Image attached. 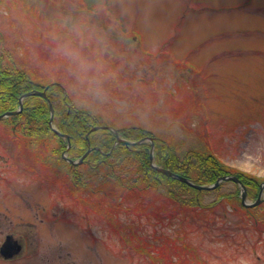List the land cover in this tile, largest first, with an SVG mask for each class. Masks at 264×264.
<instances>
[{
	"label": "rangeland",
	"instance_id": "1",
	"mask_svg": "<svg viewBox=\"0 0 264 264\" xmlns=\"http://www.w3.org/2000/svg\"><path fill=\"white\" fill-rule=\"evenodd\" d=\"M33 1L27 3L37 7L34 28L16 39L25 61L40 66L38 81L72 77L73 104L100 115L101 124L140 126L178 155L211 153L264 181V0ZM24 2L13 3L14 17ZM11 3L0 0V15ZM65 48L91 67L79 69ZM10 125L0 123V184L10 176L9 151L19 145L21 157L16 179L4 191L0 186V226L7 225L1 213L14 226H35L43 248L69 249L71 238L79 240L84 264H264V206L252 218L227 204L182 220L178 207L169 211L172 204L166 208L152 190L116 194L99 166L87 172L89 185L73 191L61 141L51 132L37 140L18 132L12 137ZM84 168L76 173L84 175ZM78 194L98 202L82 203ZM213 200L203 195L201 205ZM138 206L147 209L138 213ZM147 242L152 253L135 250Z\"/></svg>",
	"mask_w": 264,
	"mask_h": 264
},
{
	"label": "trees",
	"instance_id": "2",
	"mask_svg": "<svg viewBox=\"0 0 264 264\" xmlns=\"http://www.w3.org/2000/svg\"><path fill=\"white\" fill-rule=\"evenodd\" d=\"M24 1L17 11L19 16L14 17L13 3H15V7L19 6L17 0H11V6L2 14V20L4 21H2V27L6 29L0 26L3 29L0 30V113L17 109L19 98L22 95L42 90L46 85L52 84V82L45 80L38 81L37 78H40L38 75L40 66L35 62L25 61L20 54L19 41H17L16 36L28 27L33 29L34 23L38 19L36 5H28L27 3V1H34ZM16 18L18 19L15 25ZM28 19L31 21H28ZM43 76L47 78L45 75ZM62 77L58 76L62 81L60 84L65 87L66 93H63L59 86L53 84L47 91V98L54 110V125L56 129L60 133L69 136L70 151L75 157L81 156L86 151L88 142L92 147L100 149V152L93 150L85 159L82 166L85 167L84 175L81 176L76 173L79 167L70 170L69 176L71 180L78 183H75L76 185H87V180L91 178L87 176V172L97 171L96 169L99 166L100 169H104L109 174H100L101 178L114 181L116 194L119 191L141 194L142 191L152 190L156 195L161 196L160 199L166 201L164 203L166 208H168V203L172 204L168 208L169 211L174 212L178 207L176 215L179 214L182 220L190 212L209 213L215 207L227 204L232 206L231 209L234 213L241 212L250 218H252L253 210L259 209L260 206L243 208L240 205L237 186H235L234 191L229 193H224L220 190L223 184L214 190L197 191L174 178L157 172L150 165L149 151L151 145L149 143L133 146L119 144L112 149L115 136L109 131H101L100 136L92 133L86 138L88 131L97 125L99 117L92 116L87 110L78 109L73 104L74 98L78 93L76 81L72 80L71 77L69 79L71 81L67 82L64 76ZM48 119L49 108L47 101L41 97L29 96L23 100L22 112L10 118V123L14 131L37 140L40 136L50 132ZM120 135L126 140L133 142L146 137L153 138L154 164L196 185L208 186L214 184L222 176H235L245 186L247 196L255 200L260 184L263 182L256 176L224 165L211 154L189 150L178 155L169 144L161 139H155L152 133L137 127L125 128ZM65 145V142L61 140L60 148L63 149ZM81 178L84 182H81ZM184 195L189 198H183ZM203 195H213L214 200L207 206L201 205V197ZM234 201L238 202L237 206H235ZM137 209L136 212L143 213L142 209H147V207L140 208L138 206ZM168 210L166 209L165 211L168 213ZM180 259L183 261L185 258Z\"/></svg>",
	"mask_w": 264,
	"mask_h": 264
},
{
	"label": "flooded vegetation",
	"instance_id": "3",
	"mask_svg": "<svg viewBox=\"0 0 264 264\" xmlns=\"http://www.w3.org/2000/svg\"><path fill=\"white\" fill-rule=\"evenodd\" d=\"M9 178H2L0 186L5 188L16 179L17 163H14L13 154H9ZM34 168V167H32ZM6 219V226H0V264H84L83 245L77 241L70 244V248H63L62 244L50 243L45 248L37 241L36 227L21 228L14 226L8 216L1 213ZM28 243V245H27ZM52 250V251H51ZM39 255L44 257L38 258ZM30 257L26 259L25 257Z\"/></svg>",
	"mask_w": 264,
	"mask_h": 264
},
{
	"label": "water",
	"instance_id": "4",
	"mask_svg": "<svg viewBox=\"0 0 264 264\" xmlns=\"http://www.w3.org/2000/svg\"><path fill=\"white\" fill-rule=\"evenodd\" d=\"M29 95H35V96H40V97L45 98V93H44V92H37V91L32 92V93L25 94L24 96H22V98L27 97V96H29ZM19 105H20V106H19V110H18V111L21 110V107H22L21 102H20ZM49 108H50V120H49V124H51V122H52V114H53V110H52V107H51L50 104H49ZM18 111L8 112V113H5V114H2V115H0V120L3 119V118H6V117H8V116L15 115V114H17ZM97 129H98V128H94L93 130H97ZM93 130H92V131H93ZM53 132L56 133L57 135H60V134H59L56 130H54V129H53ZM65 138L68 140L67 137H65ZM149 141H151V140L149 139ZM151 157H152V154H151ZM82 159H83V158H81L78 162H73V161H69V162H70L71 164H73V165H76V164L80 163V162L82 161ZM151 159H152V158H151ZM156 170H157L158 172L162 173V174L167 175V176L174 177V178L180 180L181 182L186 183V184L192 186L193 188H195V189H197V190H203V189H205V190H209V189H213V188L217 187V186L219 185V183L222 182V181H233V182H235V183H237V184L240 185V188H241V191H242V192H241V204H242L244 207H253V206H256V205H258V204L260 203L261 191H260V193H259V195H258V199L256 200V202H255L254 204H247V203H246V192H245V188H244V187L238 182V180H236L235 178H232V177H230V178L222 177V178H220V179H219V180H218L213 186H210V187H200V186H194V185L190 184V183H189L187 180H185V179H182V178L177 177V176H173V175H172L169 171H167V170H163V169H160V168H156ZM263 186H264V183H263L262 187H263Z\"/></svg>",
	"mask_w": 264,
	"mask_h": 264
},
{
	"label": "clouds",
	"instance_id": "5",
	"mask_svg": "<svg viewBox=\"0 0 264 264\" xmlns=\"http://www.w3.org/2000/svg\"><path fill=\"white\" fill-rule=\"evenodd\" d=\"M64 54L71 57L73 61L76 62L79 69L86 71L88 68L91 67V64L86 59L82 58L77 51H72L70 49L65 48ZM82 80V78H81ZM90 83V82H89Z\"/></svg>",
	"mask_w": 264,
	"mask_h": 264
}]
</instances>
